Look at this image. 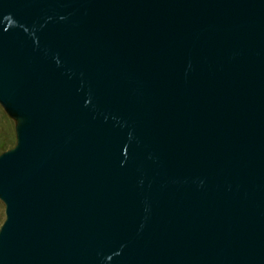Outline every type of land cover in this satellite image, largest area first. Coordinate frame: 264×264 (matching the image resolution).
<instances>
[{
  "label": "water",
  "instance_id": "1",
  "mask_svg": "<svg viewBox=\"0 0 264 264\" xmlns=\"http://www.w3.org/2000/svg\"><path fill=\"white\" fill-rule=\"evenodd\" d=\"M0 264H264V0H0Z\"/></svg>",
  "mask_w": 264,
  "mask_h": 264
},
{
  "label": "rangeland",
  "instance_id": "2",
  "mask_svg": "<svg viewBox=\"0 0 264 264\" xmlns=\"http://www.w3.org/2000/svg\"><path fill=\"white\" fill-rule=\"evenodd\" d=\"M15 145L14 121L10 119L0 106V153ZM5 219L4 205L0 201V227Z\"/></svg>",
  "mask_w": 264,
  "mask_h": 264
}]
</instances>
